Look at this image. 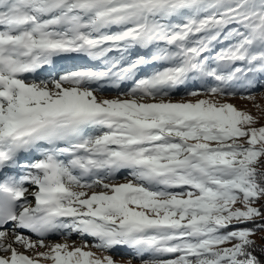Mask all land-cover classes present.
<instances>
[{"label": "snow or ice", "instance_id": "6c2138e0", "mask_svg": "<svg viewBox=\"0 0 264 264\" xmlns=\"http://www.w3.org/2000/svg\"><path fill=\"white\" fill-rule=\"evenodd\" d=\"M257 86L264 0H0V264H264Z\"/></svg>", "mask_w": 264, "mask_h": 264}, {"label": "rangeland", "instance_id": "374dc122", "mask_svg": "<svg viewBox=\"0 0 264 264\" xmlns=\"http://www.w3.org/2000/svg\"><path fill=\"white\" fill-rule=\"evenodd\" d=\"M219 47V46H217ZM76 60H81L80 58H76ZM83 60H85V62H81L79 64H84V63H88L86 61L87 58H83ZM62 62V61H61ZM74 61L69 59V61L67 62V64L64 66L65 68H71L73 66ZM151 69L145 67L142 69V71H150ZM39 76V75H38ZM46 74H41L40 77H45ZM254 92H256L257 94V99L256 101H250L247 99H241L240 96H236V97H231L229 98V102L233 103L234 105H236V107H238L239 109L242 110H248L251 111L253 115H257V110L254 107L255 104H260L261 107H264V96L260 95L261 89L259 88V86H257V88L253 89ZM98 97H104V98H112L115 95V91L113 88H106L102 93H97ZM174 98H178V97H174ZM260 123L264 124V120H261ZM259 126V125H257ZM126 175V173L121 174L120 177H118L120 182H123V178ZM49 239L53 242H62V237L59 234H53L49 237ZM73 241H76L77 243H79V237L76 234H73L70 238H69V243L71 244ZM93 241L91 240V238H89V244H91ZM93 251H95V249H92ZM114 258L116 259H127L130 255V253H128V250L126 249H116L111 253ZM134 264H139L138 261H135Z\"/></svg>", "mask_w": 264, "mask_h": 264}, {"label": "trees", "instance_id": "16d2710c", "mask_svg": "<svg viewBox=\"0 0 264 264\" xmlns=\"http://www.w3.org/2000/svg\"><path fill=\"white\" fill-rule=\"evenodd\" d=\"M248 227H252V225H247ZM254 239L257 240V243H260V239H259V233L256 234V236L254 237Z\"/></svg>", "mask_w": 264, "mask_h": 264}, {"label": "bare ground", "instance_id": "6f19581e", "mask_svg": "<svg viewBox=\"0 0 264 264\" xmlns=\"http://www.w3.org/2000/svg\"><path fill=\"white\" fill-rule=\"evenodd\" d=\"M38 74H40V73H38ZM23 157H24V156L21 157L22 162L24 161V160H23ZM33 203H34V201H33Z\"/></svg>", "mask_w": 264, "mask_h": 264}]
</instances>
